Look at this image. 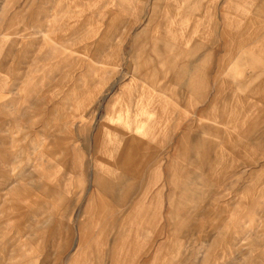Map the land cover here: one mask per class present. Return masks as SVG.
Returning a JSON list of instances; mask_svg holds the SVG:
<instances>
[{"label": "rangeland", "instance_id": "obj_1", "mask_svg": "<svg viewBox=\"0 0 264 264\" xmlns=\"http://www.w3.org/2000/svg\"><path fill=\"white\" fill-rule=\"evenodd\" d=\"M152 1L0 0V264H72L75 256L79 264H264V101L236 89L260 81L264 69L235 76V54L215 40V26L206 42L197 19L173 16L189 0L158 2L155 21ZM237 25L261 36L247 49L262 46L264 21L258 31ZM190 37L224 63L209 68V103L217 73L222 88L205 115L201 103L190 111L178 98L170 77L162 84L150 51L155 39L186 48ZM143 44L151 74L135 58ZM227 108L234 111L222 116ZM187 120L216 143L217 160L176 226L166 198L150 199L165 184L176 123ZM202 124L222 135L204 134ZM149 127L161 162L129 176L125 201L108 200L101 212L94 175L117 178L126 141L146 139ZM87 227L93 235L82 242Z\"/></svg>", "mask_w": 264, "mask_h": 264}, {"label": "crops", "instance_id": "obj_2", "mask_svg": "<svg viewBox=\"0 0 264 264\" xmlns=\"http://www.w3.org/2000/svg\"><path fill=\"white\" fill-rule=\"evenodd\" d=\"M158 2L160 3L162 0L152 1L154 11L151 16L152 21L159 18L158 5L160 4ZM244 7L247 8V12H240V9ZM119 8L122 9V5H119ZM166 11L167 13L171 12L169 8H166ZM173 16L177 19L188 16L192 19H197V24L204 27V29L201 28V30L203 29L201 37L203 35L205 38L207 37L206 42L208 40L209 27L215 26V33L217 34L215 40H223L226 49L230 50L229 54H235L236 60L233 63L235 76H238L247 68L264 69V50H260V48H264V41L262 40V46L255 51L247 49L249 44L252 43L251 41H254L255 45L260 43L261 36L255 32V34H250L247 30L241 29L240 25H237L251 23L254 25L255 31L260 30V24L264 21V0H224L219 3L215 1L207 2V0H189L185 14L179 13V15ZM191 25L194 26V24ZM203 40L202 38L194 39L190 37L185 40V43L189 45L183 48L176 44H170L169 41L155 39L150 50L155 54L154 59L158 63L160 70L158 73L161 76L162 84H167L169 80L164 81V78L170 77V81H174L180 86L175 92H177L179 99L182 98L183 102H186L185 104L191 109L190 111L196 109V104H202L201 108L197 110L201 115L207 114L209 107L217 104L216 100L220 96V89L222 88L220 75L217 73L215 86L217 93L214 95L213 101L209 103L208 98L210 96L207 85L209 68L215 64L218 67L217 72H219L220 67L224 64L222 60L213 59V51H211L207 43H203ZM145 45L143 44V47L137 50L135 58L139 62V72L151 74L153 71L156 72V68L151 63L152 60L148 56ZM262 74L263 77L260 81L254 80L250 84H240L238 85L239 87L236 86L238 87L236 89L244 93L248 92L251 96H257L263 102L264 73ZM162 90L163 88L160 89V91ZM230 109H222V116L226 112L229 114L232 110L234 111V109ZM237 118V115H234V119ZM194 128L190 120L176 123L175 131L170 137L172 150L171 154L167 156L165 184L162 187H158L150 199V204H154L162 197L166 198L168 206L166 218L167 220L172 218L179 219L176 226L185 223L184 216L186 217L189 212L187 203L196 198L200 199L202 188L209 183L207 170L211 169L213 171V166L217 160L212 156V152L217 147L216 143L207 139L206 135H197ZM201 131L204 134L222 135L219 129L205 124L201 125ZM156 133V129L149 127L146 139L133 137L126 141L127 144L117 156L118 161L115 164L116 168L120 169V174H118L117 178L112 179L104 174L94 175V183L97 187V192L100 194L99 208H101V212L106 213L108 210V200L115 199L119 203L125 201L126 197L123 195L122 189L129 176L139 174L141 168H146L147 172H149L151 171L150 168L161 162V151L151 142L155 138ZM240 135H246V131L241 132ZM195 170H197L198 174L194 173ZM149 180L153 181L152 175ZM165 187L166 189L164 190ZM91 201H89L87 206L90 213L93 209V202ZM138 210H140L139 207L136 213ZM146 212L154 213L155 211L152 207H149ZM91 235H93V230L87 227L82 233L80 241L84 242ZM72 264H79L76 256L72 260Z\"/></svg>", "mask_w": 264, "mask_h": 264}]
</instances>
